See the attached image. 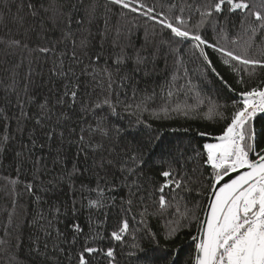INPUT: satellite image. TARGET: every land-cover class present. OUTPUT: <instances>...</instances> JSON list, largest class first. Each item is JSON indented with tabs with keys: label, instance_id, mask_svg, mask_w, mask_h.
I'll return each instance as SVG.
<instances>
[{
	"label": "trees",
	"instance_id": "1",
	"mask_svg": "<svg viewBox=\"0 0 264 264\" xmlns=\"http://www.w3.org/2000/svg\"><path fill=\"white\" fill-rule=\"evenodd\" d=\"M263 90L264 0H0V264H196Z\"/></svg>",
	"mask_w": 264,
	"mask_h": 264
},
{
	"label": "rangeland",
	"instance_id": "2",
	"mask_svg": "<svg viewBox=\"0 0 264 264\" xmlns=\"http://www.w3.org/2000/svg\"><path fill=\"white\" fill-rule=\"evenodd\" d=\"M253 96L255 95L249 96L247 106L251 104ZM239 121L240 117L236 122V128ZM235 134L234 132L232 146L228 152L221 149L220 142L206 144L210 161L219 173L226 167L239 169L251 163L244 149V142L242 144L238 141ZM219 156L221 158H218ZM263 263L264 177L247 187L228 206L218 228L212 255V264Z\"/></svg>",
	"mask_w": 264,
	"mask_h": 264
},
{
	"label": "water",
	"instance_id": "3",
	"mask_svg": "<svg viewBox=\"0 0 264 264\" xmlns=\"http://www.w3.org/2000/svg\"><path fill=\"white\" fill-rule=\"evenodd\" d=\"M263 177L264 156L230 172L216 183L204 217L196 264H212L215 236L224 212L243 190Z\"/></svg>",
	"mask_w": 264,
	"mask_h": 264
},
{
	"label": "built area",
	"instance_id": "4",
	"mask_svg": "<svg viewBox=\"0 0 264 264\" xmlns=\"http://www.w3.org/2000/svg\"><path fill=\"white\" fill-rule=\"evenodd\" d=\"M251 99V104L247 106L240 115V121L237 123L235 130V138L242 144L245 140L244 126L249 120H253L255 116L264 111V90L254 94ZM218 158H221L219 156Z\"/></svg>",
	"mask_w": 264,
	"mask_h": 264
},
{
	"label": "crops",
	"instance_id": "5",
	"mask_svg": "<svg viewBox=\"0 0 264 264\" xmlns=\"http://www.w3.org/2000/svg\"><path fill=\"white\" fill-rule=\"evenodd\" d=\"M235 130H236V123H234L224 135H222L221 137L218 138L217 141H215L221 143V147H222L221 149H225L227 152L230 151Z\"/></svg>",
	"mask_w": 264,
	"mask_h": 264
},
{
	"label": "bare ground",
	"instance_id": "6",
	"mask_svg": "<svg viewBox=\"0 0 264 264\" xmlns=\"http://www.w3.org/2000/svg\"><path fill=\"white\" fill-rule=\"evenodd\" d=\"M216 235H217V233H216ZM216 237V236H215Z\"/></svg>",
	"mask_w": 264,
	"mask_h": 264
}]
</instances>
